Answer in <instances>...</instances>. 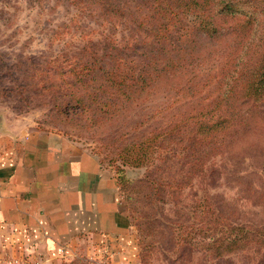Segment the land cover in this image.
<instances>
[{"label":"rangeland","instance_id":"rangeland-1","mask_svg":"<svg viewBox=\"0 0 264 264\" xmlns=\"http://www.w3.org/2000/svg\"><path fill=\"white\" fill-rule=\"evenodd\" d=\"M85 1L0 0V142L35 130L57 132L114 171L135 253L118 264H264V95L225 143L211 149L190 141L184 151L177 147L154 153L144 166L124 165L122 149L164 128L187 108L188 97L179 101L181 93L161 86L141 105L124 103L118 114L100 119L94 111L76 110L74 101L63 108L67 91L48 92L38 86L35 67L53 58L73 59L92 47L109 55L119 48L142 62L151 49L144 29L131 22L112 26ZM128 2L136 6L142 0ZM261 30L264 33V25L257 33ZM194 40L187 63L188 70L193 69L190 76H202L204 84L195 87L200 95L212 88L209 74L215 73L228 47ZM259 44L257 35L256 50ZM148 178L167 184L141 181ZM230 229L239 238L237 245L230 246L227 235L218 252L207 251L213 238ZM53 264L114 263L84 245L74 257Z\"/></svg>","mask_w":264,"mask_h":264},{"label":"trees","instance_id":"trees-1","mask_svg":"<svg viewBox=\"0 0 264 264\" xmlns=\"http://www.w3.org/2000/svg\"><path fill=\"white\" fill-rule=\"evenodd\" d=\"M84 3L112 26L131 22L144 29L152 40L151 49L142 62L119 48L109 55L92 47L73 59L53 58L35 67L38 86L48 92L67 91L63 108L74 101L76 110L94 111L100 119L118 114L124 103L141 105L161 86L181 93L179 101L188 97L187 108L164 128L122 149L124 165L144 166L154 153L173 152L177 147L184 151L190 141L213 149L247 122L250 107L256 108L264 95V33H257L264 25V0H142L136 6H130L128 0ZM257 35L260 44L256 50L253 42ZM194 37L228 47L215 73L209 74L212 88L200 95L195 87L204 84L202 76H190L193 69L188 70L187 63ZM259 52L261 56L256 57ZM118 172L122 177L123 170ZM141 181L167 184L149 178ZM227 235L232 238L230 246L237 245L238 236H233L231 229L229 234L224 230L208 243L207 251L218 252Z\"/></svg>","mask_w":264,"mask_h":264},{"label":"crops","instance_id":"crops-1","mask_svg":"<svg viewBox=\"0 0 264 264\" xmlns=\"http://www.w3.org/2000/svg\"><path fill=\"white\" fill-rule=\"evenodd\" d=\"M113 170L57 132L0 142V264H53L84 245L118 264L135 257ZM114 261V262H113Z\"/></svg>","mask_w":264,"mask_h":264}]
</instances>
